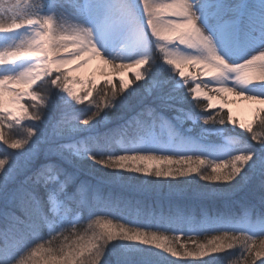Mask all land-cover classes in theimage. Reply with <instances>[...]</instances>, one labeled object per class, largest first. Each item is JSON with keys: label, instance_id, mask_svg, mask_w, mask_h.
Returning a JSON list of instances; mask_svg holds the SVG:
<instances>
[{"label": "snow or ice", "instance_id": "obj_1", "mask_svg": "<svg viewBox=\"0 0 264 264\" xmlns=\"http://www.w3.org/2000/svg\"><path fill=\"white\" fill-rule=\"evenodd\" d=\"M262 133L264 0H0V264H264Z\"/></svg>", "mask_w": 264, "mask_h": 264}, {"label": "trees", "instance_id": "obj_2", "mask_svg": "<svg viewBox=\"0 0 264 264\" xmlns=\"http://www.w3.org/2000/svg\"><path fill=\"white\" fill-rule=\"evenodd\" d=\"M165 190H167V189H165ZM154 195L155 196H160V197H162V199H165L164 197H170L169 200H167V201H156V200L153 201V204H152L153 207L157 209L156 211L161 212V215L167 216L169 214V210H167L168 208L166 206L171 205V204H175L177 202H181V201H176V199H171V198H183L184 200H191V202L189 204H188V202H184L182 204V205L185 206L184 209L186 211L188 209V211L190 212L189 215H186L184 213L185 216L202 217L203 214H204L203 209L201 208L200 204L198 203L199 201L194 196H192V195L183 196V197H181V196H175V195L174 196H169V194L167 192H162V191H160L159 193H154ZM195 201H198V202H195ZM193 204H196V205L194 206ZM234 211L239 212V211H242V209H237L236 208ZM158 220H160V218ZM169 226L174 227V225H169ZM150 227L153 230L156 229V227H152V226H150ZM86 229H87V222H85L82 225V227H80L78 230L83 233ZM88 235H91V233L89 232ZM163 235L168 236V237H171L173 234H170L168 231H165V232H163ZM208 238H210V237H207L206 235H204V236H197V239L200 242H206V239H208ZM180 242L181 243L185 242V238L182 237ZM65 243H66V241L64 240L63 237H61L60 240H58L57 242H55V245H56V247H59V246L65 244ZM188 243H189V246L191 247V242L189 241Z\"/></svg>", "mask_w": 264, "mask_h": 264}, {"label": "bare ground", "instance_id": "obj_3", "mask_svg": "<svg viewBox=\"0 0 264 264\" xmlns=\"http://www.w3.org/2000/svg\"><path fill=\"white\" fill-rule=\"evenodd\" d=\"M58 24L64 25L65 27L67 26L66 24H64L63 20L58 21ZM98 67V62H93L87 69L84 70V74L85 75H90L91 73H93L94 71H96ZM230 100L234 101L233 103H231L229 105V107L232 108L233 110V114L234 116H236L237 118H239V120L242 119H252L253 113H252V108L253 107H257L251 104H248L247 102H240L239 100H237L235 97H230ZM217 106H219L220 101H216ZM165 199H162V197L160 196H155L154 194L149 197V203L153 204V201H167V197H164ZM170 205L166 206L167 208H169ZM215 207H219V205H215ZM232 207L234 208L233 210H235L236 208L238 209V206L236 204L232 205ZM157 210V209H156ZM184 213L186 215H189V211L187 209V211L184 209ZM161 217V212L156 211V220L155 223L158 224L159 226L163 227V228H168L164 223H162L160 220H158ZM190 226L188 225V227H185V230H189ZM171 231V230H169ZM168 231V232H169ZM170 233V232H169ZM171 234V233H170ZM205 234L201 233L198 236H204Z\"/></svg>", "mask_w": 264, "mask_h": 264}, {"label": "rangeland", "instance_id": "obj_4", "mask_svg": "<svg viewBox=\"0 0 264 264\" xmlns=\"http://www.w3.org/2000/svg\"><path fill=\"white\" fill-rule=\"evenodd\" d=\"M131 75H133V74L130 73V76H131ZM235 117H236V116H235ZM236 118H237V117H236ZM237 119L239 120V118H237ZM242 120H243L245 123H248V122L250 121V119H245V120L242 119ZM251 120H252V119H251ZM257 122H258V121H257ZM255 123H256V122L253 123V126H254V127H255ZM237 130L240 131V129H238V128H237ZM262 134H264V133H262ZM226 154H230V153H226ZM201 183H202V182H201ZM161 191H162V192H167V193H168V191L165 190V189H163V190H161ZM169 258H170V259H178V258H174V257H169ZM153 259L155 260L156 258H153ZM158 264H167V262H166V261H158Z\"/></svg>", "mask_w": 264, "mask_h": 264}]
</instances>
